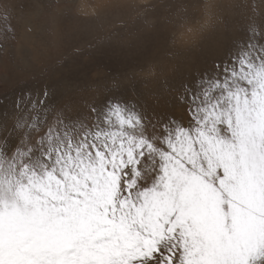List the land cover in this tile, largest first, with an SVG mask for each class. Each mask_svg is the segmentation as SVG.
<instances>
[{"label": "snow or ice", "instance_id": "6c2138e0", "mask_svg": "<svg viewBox=\"0 0 264 264\" xmlns=\"http://www.w3.org/2000/svg\"><path fill=\"white\" fill-rule=\"evenodd\" d=\"M250 66L217 61L161 111L101 122L93 106L0 146V264H264V71Z\"/></svg>", "mask_w": 264, "mask_h": 264}, {"label": "rangeland", "instance_id": "374dc122", "mask_svg": "<svg viewBox=\"0 0 264 264\" xmlns=\"http://www.w3.org/2000/svg\"><path fill=\"white\" fill-rule=\"evenodd\" d=\"M262 46L264 0H0V146L93 106L101 122L164 110L217 61L259 74Z\"/></svg>", "mask_w": 264, "mask_h": 264}, {"label": "bare ground", "instance_id": "6f19581e", "mask_svg": "<svg viewBox=\"0 0 264 264\" xmlns=\"http://www.w3.org/2000/svg\"><path fill=\"white\" fill-rule=\"evenodd\" d=\"M234 48H236V47H234ZM247 50V49H246ZM22 68V67H21ZM18 69H19V67H18Z\"/></svg>", "mask_w": 264, "mask_h": 264}]
</instances>
